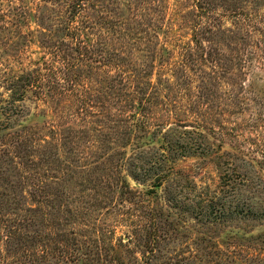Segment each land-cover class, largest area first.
<instances>
[{
  "label": "rangeland",
  "instance_id": "1",
  "mask_svg": "<svg viewBox=\"0 0 264 264\" xmlns=\"http://www.w3.org/2000/svg\"><path fill=\"white\" fill-rule=\"evenodd\" d=\"M158 1H145L142 12L146 15H140L135 23L144 25L155 50V68L145 81H151L155 89L150 91H158L169 103L170 115L164 130L152 141L140 149L131 145L125 150L121 172L139 192L137 200L156 208L167 223L172 264H264V21L260 28L238 29L229 19L221 27L231 30L229 36L213 41L211 33L216 28L206 32L205 38L195 37L200 27H213L207 14L201 15V0ZM128 2L122 0V4ZM143 2L130 0L129 5L141 8ZM216 2L218 12L242 7L243 17L252 14L264 20V0ZM68 4L67 0H0V264H64L58 255L50 260L37 252L35 263L24 253L22 221L29 207H37L31 201L36 188L24 179V146L16 142L17 134H25V126L33 128L38 142L32 144V154H38L42 128L46 140L53 138L51 129H61L53 127L57 111L51 101L44 102L31 90L23 101L14 102L10 84L27 70L42 65L43 34H62L59 22L70 18ZM117 14L112 1L92 0L87 12L73 20L87 26L90 36L97 40L113 28L127 31L129 26L124 21L118 23ZM144 34L137 30L136 37ZM129 40H117V44L133 45ZM186 51L209 60L207 65L191 70L193 97L179 92L185 82L181 61ZM217 58L227 65L221 78L202 81L205 74H212ZM193 103L196 108L190 110ZM175 113H185L183 119L194 125L175 130L184 144V156L177 159L160 150L165 132L176 122ZM9 134H15V140H10ZM142 153L151 174L139 182L129 175L127 159ZM163 174V185L156 187L157 176ZM8 180L12 184L8 185ZM130 230L118 226L114 242L119 244L123 239L125 246L137 251L135 242H128L124 236Z\"/></svg>",
  "mask_w": 264,
  "mask_h": 264
},
{
  "label": "trees",
  "instance_id": "2",
  "mask_svg": "<svg viewBox=\"0 0 264 264\" xmlns=\"http://www.w3.org/2000/svg\"><path fill=\"white\" fill-rule=\"evenodd\" d=\"M109 1L118 10L117 22L124 21L129 26L127 31L113 28L110 34L94 40L87 26L73 20L87 12L92 0H67L70 18L59 22L62 34H43L42 65L27 70L10 84L14 102L23 101L30 90L44 102L51 101L57 111V124L53 127L61 128L51 129L50 140H46L42 128L38 154H32V144L38 142L33 128L25 126V134L16 137V142L24 146V179L36 188L31 201L37 207L28 208L21 232L24 253L35 263V254L40 252L50 260L54 255L63 257L64 264H172L173 257L167 250V223L156 208L137 200L139 192L131 188L120 169L125 150L131 145L140 149V145L158 136L167 125L171 110L158 91H150L155 89L151 81H145L155 68V50L144 25L135 22L140 15H146L142 11L147 0H139L144 1L141 8L129 5L130 0L127 5L122 0ZM200 9L213 27H200L195 37L205 38L206 32L216 28L211 33L213 41L229 36L231 30L221 28L229 19L234 20L238 29L260 28L264 21L252 14L243 17L242 7H226L224 12H218L216 0H201ZM137 30L145 31L144 36L137 38ZM126 34L129 35L124 39ZM127 39L133 45L117 44V40ZM238 46L240 52L241 42ZM186 52L181 61L185 82L179 86V92L193 97L191 70L207 65L209 60ZM213 63L212 74H205L202 81L221 78L227 65L222 58ZM195 108L193 103L189 109ZM174 116L176 122L169 125L160 150L169 151L177 159L184 156V144L175 130L194 125L183 119L187 117L185 113ZM9 135L10 140H15V134ZM145 160L143 153L127 159L128 173L136 181L144 182L151 174ZM165 177L157 176L155 186L161 187ZM8 181V185L12 184ZM120 225L131 227L124 236L128 242H135L137 251L125 246L123 239L119 244L114 242Z\"/></svg>",
  "mask_w": 264,
  "mask_h": 264
}]
</instances>
